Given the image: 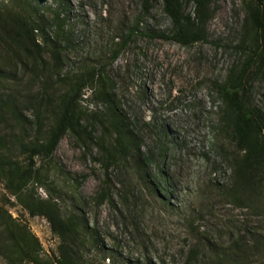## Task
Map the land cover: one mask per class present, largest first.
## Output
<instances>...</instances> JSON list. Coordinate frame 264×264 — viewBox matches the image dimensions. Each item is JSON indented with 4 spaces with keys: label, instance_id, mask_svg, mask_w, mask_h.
<instances>
[{
    "label": "rangeland",
    "instance_id": "1",
    "mask_svg": "<svg viewBox=\"0 0 264 264\" xmlns=\"http://www.w3.org/2000/svg\"><path fill=\"white\" fill-rule=\"evenodd\" d=\"M28 1L39 8L37 22L62 47L61 74L92 69L98 74L101 81L83 92L82 108L106 114L114 106L137 137L139 152L150 158L142 167L141 155L132 152L106 167L113 138L99 144V118L83 121L91 138L68 133L58 143L45 185L35 186V195L47 198L50 192L64 213L78 207L97 225L103 247L90 249L89 259L185 264L190 249L197 248L198 262L192 264H231L219 263L217 256L231 254L239 242L250 262L257 260L248 240L255 232L264 236V213L228 195L232 168L225 153L233 154L235 146L229 132L221 130L223 105L213 89L245 59L239 47L242 0H211L206 39L190 45L158 36L171 28L161 0L147 5L144 0ZM193 10L185 6L192 16ZM57 11L60 21L54 20ZM16 74L23 82L30 78ZM247 87L264 110V80ZM25 113L33 118L31 108ZM0 133H7L3 123ZM104 183L113 205L97 206L92 198ZM3 203L38 238L41 257L55 258L60 239L48 221L29 216L0 183Z\"/></svg>",
    "mask_w": 264,
    "mask_h": 264
},
{
    "label": "trees",
    "instance_id": "2",
    "mask_svg": "<svg viewBox=\"0 0 264 264\" xmlns=\"http://www.w3.org/2000/svg\"><path fill=\"white\" fill-rule=\"evenodd\" d=\"M148 2L144 0L146 5ZM161 2L171 28L158 36L182 45L206 39L211 0ZM187 4L193 5V16L185 11ZM242 7L245 17L239 47L245 59L224 81L214 83L213 89L223 105L221 130L229 132L235 146L233 154L225 153L232 168L228 195L241 206L264 213V110L251 99L247 87L255 79L264 80V0H242ZM38 9L28 0L0 2V124L7 130L0 133V183L29 216L39 215L48 221L60 244L55 258L41 257L38 238L12 217L4 204L15 203L5 198L0 205V257L4 264H99L88 257L90 249L103 247L104 237L97 225L90 224L78 207L64 213L50 192L47 198L36 196L35 186L45 185L52 156L65 134L91 138L92 131L83 124L88 117L99 118L103 131L100 145L107 136L113 138L107 148L106 167L132 152L141 155L142 167L147 166L150 158L139 152L137 137L114 106L106 114H89L82 108L80 101L85 89L101 80L94 69L61 74L62 47L37 22ZM54 18L59 20L58 11ZM20 71L30 77L28 81L17 76ZM34 86H38L35 92ZM55 86L61 87L60 92ZM102 96L107 97L104 93ZM28 108L33 110L32 119L25 116ZM163 157L161 153L160 158ZM92 201L97 206L113 205L107 183L102 184ZM248 241L258 257L254 262H250L239 242L231 254H218L216 260L264 264V236L255 232ZM198 256L197 248L190 249L185 264L197 263Z\"/></svg>",
    "mask_w": 264,
    "mask_h": 264
},
{
    "label": "built area",
    "instance_id": "3",
    "mask_svg": "<svg viewBox=\"0 0 264 264\" xmlns=\"http://www.w3.org/2000/svg\"><path fill=\"white\" fill-rule=\"evenodd\" d=\"M49 224V223H48Z\"/></svg>",
    "mask_w": 264,
    "mask_h": 264
}]
</instances>
